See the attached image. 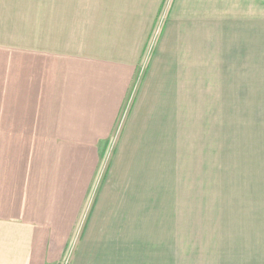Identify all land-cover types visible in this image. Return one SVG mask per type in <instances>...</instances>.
I'll use <instances>...</instances> for the list:
<instances>
[{
	"label": "rangeland",
	"instance_id": "rangeland-1",
	"mask_svg": "<svg viewBox=\"0 0 264 264\" xmlns=\"http://www.w3.org/2000/svg\"><path fill=\"white\" fill-rule=\"evenodd\" d=\"M56 1L67 43L140 53L61 264H264V0Z\"/></svg>",
	"mask_w": 264,
	"mask_h": 264
},
{
	"label": "crops",
	"instance_id": "crops-1",
	"mask_svg": "<svg viewBox=\"0 0 264 264\" xmlns=\"http://www.w3.org/2000/svg\"><path fill=\"white\" fill-rule=\"evenodd\" d=\"M1 3L0 264H61L140 53L67 43L56 0H25L11 20Z\"/></svg>",
	"mask_w": 264,
	"mask_h": 264
},
{
	"label": "trees",
	"instance_id": "trees-1",
	"mask_svg": "<svg viewBox=\"0 0 264 264\" xmlns=\"http://www.w3.org/2000/svg\"><path fill=\"white\" fill-rule=\"evenodd\" d=\"M106 145H107V143L101 142L100 148L102 147V149L105 151L107 147L104 148V146H106ZM102 156H103V152H101V157L100 158H102Z\"/></svg>",
	"mask_w": 264,
	"mask_h": 264
}]
</instances>
